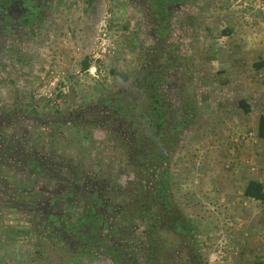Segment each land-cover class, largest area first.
Wrapping results in <instances>:
<instances>
[{
	"label": "rangeland",
	"instance_id": "obj_1",
	"mask_svg": "<svg viewBox=\"0 0 264 264\" xmlns=\"http://www.w3.org/2000/svg\"><path fill=\"white\" fill-rule=\"evenodd\" d=\"M241 1L187 0L189 21L199 22L192 5L229 13L231 5H244ZM50 5L31 32L0 33V264H115L101 253L92 259L74 254L29 207L38 200L49 207L53 201L52 209L68 215L61 203L67 179L94 178L101 164L110 165L115 128L107 134L103 116L100 123L90 120L86 126L71 118L128 89L153 44L143 35L150 27L132 0H59ZM181 17L175 15L179 31ZM86 59L88 71L83 70ZM251 80L241 91H221L223 100L211 107L201 106L198 122L173 155L175 198L197 229L206 264H245L243 249L235 246L245 237L242 222L257 221L258 232H249L264 235V204L244 197L249 181L264 183V137L259 136L264 76L252 71ZM240 100L251 105L250 114L238 107ZM34 162L38 172L30 166ZM135 225L140 233L142 226Z\"/></svg>",
	"mask_w": 264,
	"mask_h": 264
},
{
	"label": "trees",
	"instance_id": "obj_2",
	"mask_svg": "<svg viewBox=\"0 0 264 264\" xmlns=\"http://www.w3.org/2000/svg\"><path fill=\"white\" fill-rule=\"evenodd\" d=\"M148 1L174 5L181 0ZM158 47L142 58L140 78L104 101L110 122L127 137L126 161L133 180L127 187L109 180L103 188H94L77 179L66 196L77 202H68L70 214L40 216L41 225L72 246L73 253L92 259L103 252L115 264H206L197 229L175 198L171 171L172 154L199 117L197 90L188 72L181 87L173 73L175 64L167 66ZM89 68L86 59L83 70ZM254 69H264V61ZM122 78L129 82V77ZM238 107L251 113L246 100ZM259 136L264 137V117ZM30 166L40 170L35 162ZM244 197L264 204V184L249 181ZM135 224L142 226L140 233Z\"/></svg>",
	"mask_w": 264,
	"mask_h": 264
},
{
	"label": "crops",
	"instance_id": "obj_3",
	"mask_svg": "<svg viewBox=\"0 0 264 264\" xmlns=\"http://www.w3.org/2000/svg\"><path fill=\"white\" fill-rule=\"evenodd\" d=\"M243 1L244 5H231L229 13L220 7L192 5L193 16H197L199 22L192 26L195 38L191 48L185 47V55L192 65V74L199 82L203 106L210 104L211 107L218 98L223 100L221 91L229 88L236 90L237 87L241 91L244 86L251 84L252 71L259 77L264 76V69H254L255 57L259 59L257 62L264 61V0H242L241 3ZM227 41L233 44L225 47L223 44ZM245 74L248 76H242L244 79H237ZM227 77H232L231 81ZM221 95L225 96V92ZM217 112L219 115L224 114L220 109ZM234 209L233 219L236 220L238 214ZM246 216H250V213ZM239 228L245 237L235 246L244 250H241V254L245 264H264V235L258 237L249 232H258L260 224L251 219L242 222ZM249 235L252 237L249 238Z\"/></svg>",
	"mask_w": 264,
	"mask_h": 264
},
{
	"label": "flooded vegetation",
	"instance_id": "obj_4",
	"mask_svg": "<svg viewBox=\"0 0 264 264\" xmlns=\"http://www.w3.org/2000/svg\"><path fill=\"white\" fill-rule=\"evenodd\" d=\"M55 1H59V0H0V33H5V36L9 37V35L15 32H22V33L31 32V30H33L35 27L39 25L41 15L42 14L44 15V10L49 6H52L50 4ZM132 1L135 2L136 6L143 15L142 18L143 24L150 27L148 28V30L143 31L144 32L143 35L147 36V39L153 42L152 46L147 49L149 53L144 55L143 57H146L147 55L150 56L154 52H158V49H156V47L159 46L161 47V49L164 50L163 61H165L166 65L171 66L175 64L176 68L175 71H173V73L176 76L175 80L179 83L181 82V87L184 86L183 80L185 78V72H188L192 75L193 84L196 87L197 96H198V104H199L198 120H199L201 116V106H203L200 100V93H201L199 87L200 85L199 82L196 81L195 76L192 74V67H191L192 65L189 62L187 55H185L186 53L185 47L186 48L192 47L194 41L193 39L195 38V32L192 31V26H194V23H196L189 21V10H188V5H186L187 0H181L179 3H176L174 5H158L155 4L154 2H149V1L147 2V0H132ZM142 1L147 2L148 5L145 4H144L145 6L142 5L141 4ZM178 13L182 14V17L180 18V22H179V28L181 31H179L176 26L177 22L175 20V15ZM161 42L165 43V47L161 44ZM140 71L141 69H139L137 78H135L133 82H136L140 78L141 76ZM72 116L73 115H71V117ZM101 116H103V119L105 118L104 121L101 118ZM71 119L76 121V123H83L84 126L89 125L90 120H94L95 123H100V121H103L105 124L104 129L107 130V134L114 133L112 129L115 128L114 130L116 131L115 134L116 139L115 140L113 139L114 140L112 142L113 146L111 147V150L115 151V153L113 151L111 153L109 152L110 158L107 159V163L111 162L109 163L111 166L108 165L104 167V164H101L102 166L99 167L101 171L98 170L97 175L94 178H92V176L87 175L86 177L74 176L67 179L68 187L65 191H61L62 193H64L63 196L64 201L61 202L63 205L62 207L64 208L66 207V209H68L67 208L68 202L71 200H75V199H70L69 197L66 196L68 193L71 192L72 184L75 181H77V179L81 181L82 180L86 181V183L90 182V184L94 188H103V186L106 184V182H109V180H112L114 183L116 182L121 187H127L129 181L133 180L134 178L131 171L129 170V166L126 161L127 137L125 136V133L123 134L117 128L118 126L116 124L110 122L105 105L102 107L100 106L92 107L91 109H87L81 113H76L74 117H72ZM186 134L187 132L185 133V135ZM185 135L183 137V141ZM183 141L181 144H183ZM116 150H118V153ZM175 153L172 154V163H173V155ZM119 168H122L123 170H120ZM50 202H49L50 205H48L49 207H46L38 200L36 204H32L35 206H31L29 208H31L30 210L34 212L35 215L38 216H43L45 214L48 215L49 213H51L54 216H61V217L67 216L64 215L62 211L57 212L54 209H52L54 207L52 205L53 201ZM75 203H77L76 200ZM75 210L79 211L78 208H76ZM51 234L55 238L54 233L51 232ZM68 247L71 248L72 252L74 251L72 249V246L68 245ZM100 253L104 254L103 252Z\"/></svg>",
	"mask_w": 264,
	"mask_h": 264
},
{
	"label": "built area",
	"instance_id": "obj_5",
	"mask_svg": "<svg viewBox=\"0 0 264 264\" xmlns=\"http://www.w3.org/2000/svg\"><path fill=\"white\" fill-rule=\"evenodd\" d=\"M103 36H104V39H106V34H104ZM104 41H105V40H104ZM104 44H105V43H103V45H102V46H104Z\"/></svg>",
	"mask_w": 264,
	"mask_h": 264
}]
</instances>
